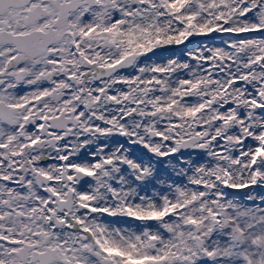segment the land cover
Here are the masks:
<instances>
[{"label":"snow or ice","instance_id":"obj_1","mask_svg":"<svg viewBox=\"0 0 264 264\" xmlns=\"http://www.w3.org/2000/svg\"><path fill=\"white\" fill-rule=\"evenodd\" d=\"M0 264H264V0H0Z\"/></svg>","mask_w":264,"mask_h":264}]
</instances>
